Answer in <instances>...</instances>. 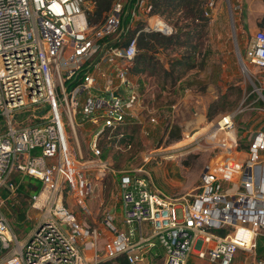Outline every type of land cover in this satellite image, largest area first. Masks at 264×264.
Segmentation results:
<instances>
[{"label":"built area","instance_id":"2783aa9c","mask_svg":"<svg viewBox=\"0 0 264 264\" xmlns=\"http://www.w3.org/2000/svg\"><path fill=\"white\" fill-rule=\"evenodd\" d=\"M127 1L114 0L102 21L91 23L92 0H0V191L7 193L0 197V264H103L118 255L127 264H150L146 254L157 244L163 264H188L191 254L211 264H231L238 252H253L256 238L264 235V125L241 147L235 124L241 108L221 113L211 123L203 142L215 157L202 168L190 200L178 202L152 187L150 174L141 168L117 171L123 221L130 231H119L107 211L103 224L114 236L101 248L100 229L79 221L69 208L71 196L88 212V174L104 178L113 172L102 158L101 136L123 125L143 124L142 99L129 73L138 34L173 33L152 12L150 0H136L128 24L122 25ZM138 21L145 23L133 28ZM243 56L264 69V18ZM240 63L246 72L242 58ZM252 93L257 96L250 98ZM247 98L250 109L264 116L261 90L254 88ZM77 128L87 131L88 158ZM161 154L151 151L145 160L173 157ZM25 178L40 184L30 206L43 213L20 238L2 204ZM145 222L149 237L141 233ZM136 229L139 236L131 240ZM86 247L94 253L85 254Z\"/></svg>","mask_w":264,"mask_h":264},{"label":"rangeland","instance_id":"374dc122","mask_svg":"<svg viewBox=\"0 0 264 264\" xmlns=\"http://www.w3.org/2000/svg\"><path fill=\"white\" fill-rule=\"evenodd\" d=\"M210 1H213L212 6L209 5ZM201 10V14L193 21L179 17L181 11L154 13L170 25L173 40L158 47L157 51L149 52L150 55L144 63L145 71L130 73L142 99L139 113L143 124L123 125L101 136L98 145L106 152L103 159L110 163L113 172L104 178L95 177L92 172L88 174L92 179V192L85 198L86 205V199L89 200L86 206L88 212L76 205L71 196L67 199L69 208L82 223H103L107 211L111 208L119 209L121 200L117 171L122 169L146 170L150 174L151 183H159V188L170 197L179 199L178 202H182L184 197L190 200L196 189L186 193L187 187L189 184L195 187L199 185L202 168L214 159L216 153L203 142L205 135L210 132L211 123L220 114L217 113L213 120H207L205 115L212 102L216 106L222 105L223 109L226 107V111L242 109L235 117V124L240 136L239 143L243 148L247 143L245 135L264 125V116L250 109L248 105L250 98L256 97V93L246 99L254 88L262 87L260 77L264 74V69L247 63L243 56L244 51L238 44L237 9L234 2L201 0ZM205 11L208 12L207 15ZM186 22H192V25L180 29V25ZM144 23L138 21L131 25L133 28H140ZM129 32L133 34L134 29ZM183 54L193 55L192 67L177 63L183 59ZM239 58L245 61L246 72L243 71ZM22 116L24 114L17 117ZM151 117L155 118V122L149 120ZM119 133H123L124 138H119ZM173 134H178V138H174ZM187 134L188 138L185 137ZM77 135L82 154L84 158H88L90 151L87 131L77 128ZM194 138L199 141L194 142ZM151 151L161 152V155L171 154L173 157L157 159L158 161L150 159L147 162L145 157ZM175 168L176 174L172 172ZM159 171L160 175L163 171H168V179H171L169 175L172 172L173 177L186 188L169 190L167 183L162 182ZM27 180L32 188L17 191L2 204L3 212L20 238L25 237L43 213V210L30 206L31 194L40 188L34 189L36 183L31 178L23 179V183ZM6 195L7 193L0 191L1 198L4 199ZM177 213L179 215V210ZM19 214H24L23 220L18 218ZM142 229L145 234L149 233L147 223H142ZM125 233L129 234V226H126ZM137 236L138 229L135 236L130 238L136 240ZM153 241L157 242V239ZM157 247L160 255L157 257L158 261L154 260V264H162L163 249ZM240 263L264 264V235L256 238L253 252H238L231 264Z\"/></svg>","mask_w":264,"mask_h":264},{"label":"trees","instance_id":"16d2710c","mask_svg":"<svg viewBox=\"0 0 264 264\" xmlns=\"http://www.w3.org/2000/svg\"><path fill=\"white\" fill-rule=\"evenodd\" d=\"M94 2V9H93V16L89 17V21L91 23H98L102 21L104 14L108 12L111 8V5L114 0H92ZM136 0H128L127 3L124 6V11L126 14H124L122 18V25H127L129 22L130 15L128 14V10L131 9L132 5L134 4ZM152 12L153 13H164L167 10L173 11V13L181 11L179 17L182 19H191L192 21L197 18V15L201 14V0H152ZM192 25V22H186L180 25V29H184L186 27H189ZM190 31V30H189ZM134 33V32H133ZM189 33V32H186ZM173 40V36L171 35H162L160 33L155 32H140L137 36V55L135 57V65L131 67L129 73H140L145 71L144 63L149 57V52L151 51H157L158 47H161L163 45H167L171 43ZM177 63H182L186 66L192 67L194 65V57L192 54L185 55L183 54V59L177 61ZM216 103H211L207 109L206 117L207 120H213V117L217 113H224L227 112L225 109L221 108L222 105L216 106ZM177 128V127H176ZM178 129V128H177ZM175 135L174 138H178V134ZM106 152L102 153V158H105ZM21 183L19 185L18 191L25 190V188H32L31 184L28 182ZM40 188V184H36L34 189ZM18 218L20 220L24 219V214H19ZM224 231H221L219 233L223 234ZM114 261H116L114 263ZM126 259L123 255H118L116 258L112 260H108L104 262L103 264H126Z\"/></svg>","mask_w":264,"mask_h":264},{"label":"crops","instance_id":"0c3cea01","mask_svg":"<svg viewBox=\"0 0 264 264\" xmlns=\"http://www.w3.org/2000/svg\"><path fill=\"white\" fill-rule=\"evenodd\" d=\"M232 1L235 4V8L237 9V12H236V23H237V31H238V34H237L238 44H239V47L241 48V50L244 51L246 46H247V44H248L249 39L252 37V35H254V33L257 30L261 29V27H262V20L264 18V0H232ZM260 80H261V83H262V87L259 88V89L261 90L262 94L264 95V91H263L264 90V74L260 77ZM256 96H257V94H256ZM260 104H264V102H261ZM251 132L252 131H250V133ZM250 133L245 135L246 142H247L248 138H250V135H251ZM245 145H246V143L244 144V146ZM177 171H178V169H177ZM170 172L171 171H169V173ZM172 172L174 174H176V168ZM172 172H171V175H169L171 177V179H168L166 177V175L168 174V171L167 172L163 171L161 175H160V171H159V175L162 177V182H166L167 183L168 189L172 191L174 188H181V189L186 188L179 181H177V179L175 177H173V175H172L173 173ZM189 185L190 186H188L187 189H186V193L193 192V190H195V189H196V192L198 191V186L195 187L193 184H189ZM151 186L156 188V189L161 190L159 188V187H161L159 183L155 184L152 181V185ZM163 193H165V192H163ZM166 195L169 196V194H166ZM86 201H87V205H88V201L89 200L86 199ZM110 212H112L113 215H114L113 223L115 224L117 229L119 231L126 232V226H128V225H126L124 223V221H123L122 203H121V205H120L118 210L114 209V208H111ZM75 215L77 217L76 213H75ZM145 223H147V222H145ZM93 226L98 227L100 229V231H101L102 238L98 242V248H101L102 247V243L104 242V240L114 236V234L103 223H99V224L96 223ZM147 229L149 230V233L145 234V232L143 231V229L141 227V233H142L143 237H149L150 236L151 228H150L149 223H147ZM129 231H130V226H129ZM134 233H136V230L134 231ZM134 236H135V234H134ZM138 236H139V233H138ZM137 237H136V239H137ZM130 239L132 240V238H130ZM133 239H135V238H133ZM153 239H155V238H151L150 241L154 242L156 244L157 242L153 241ZM157 245L155 247L151 248L149 250V252L146 254V257L147 258L150 257L151 260H152V262L150 264H154L155 263L154 260H157V257L160 255L157 252V248H158ZM84 253L92 255L94 253V250L92 248L86 247V248H84ZM155 253L157 254V256L156 257H152L153 254H155ZM115 262L116 261H114V263ZM162 264H163V256H162ZM188 264H211V263H209L205 259L199 258L196 254H191L190 257H189V260H188Z\"/></svg>","mask_w":264,"mask_h":264},{"label":"water","instance_id":"95a60500","mask_svg":"<svg viewBox=\"0 0 264 264\" xmlns=\"http://www.w3.org/2000/svg\"><path fill=\"white\" fill-rule=\"evenodd\" d=\"M239 61L241 62V58H239Z\"/></svg>","mask_w":264,"mask_h":264}]
</instances>
